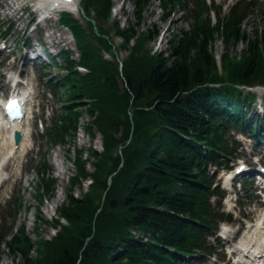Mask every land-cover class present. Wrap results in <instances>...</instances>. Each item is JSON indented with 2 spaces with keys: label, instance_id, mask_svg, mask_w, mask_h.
I'll list each match as a JSON object with an SVG mask.
<instances>
[{
  "label": "trees",
  "instance_id": "trees-1",
  "mask_svg": "<svg viewBox=\"0 0 264 264\" xmlns=\"http://www.w3.org/2000/svg\"><path fill=\"white\" fill-rule=\"evenodd\" d=\"M132 1L136 22H114L128 50L122 62L121 48L101 22L110 16L112 0L82 1L92 29L87 40L79 20L63 18L76 34L80 63L89 71H78L77 61L67 54L69 105L51 135L55 142L76 138L81 108L93 117L91 136L103 135L104 150L77 148L73 184L84 187L88 179L92 184L82 196L71 192L59 208L67 222L39 215L59 232L38 241V257L32 255L26 225L7 241L11 253L22 254L20 264H181L183 254L208 248L204 234L223 218L211 202V196L223 192L212 188L208 163L221 164L219 158L232 152L227 127L248 122L242 107L253 94L239 85L264 83V28L255 27L249 36L242 28L248 4H236L224 16L217 12L213 23L200 1L190 27L170 37L165 50L153 51L149 43L155 33L140 27L151 0ZM159 2L165 14L181 5V0ZM220 38L228 49L246 42L239 56L224 52L221 68L213 52ZM105 51L115 60L106 59ZM44 167L43 175L48 164ZM42 179V196L52 195L55 178ZM3 239L0 235V244Z\"/></svg>",
  "mask_w": 264,
  "mask_h": 264
},
{
  "label": "rangeland",
  "instance_id": "rangeland-1",
  "mask_svg": "<svg viewBox=\"0 0 264 264\" xmlns=\"http://www.w3.org/2000/svg\"><path fill=\"white\" fill-rule=\"evenodd\" d=\"M195 1L196 0H185L186 5L184 9L175 8L165 17L162 15V10L156 0H152V2L146 7L142 14L141 25L143 29L152 30V34L153 32L156 33L155 38L151 42L155 51L164 50L167 47V41L170 37L174 34L178 35L183 29L189 28L192 21L191 16L189 15L186 17L185 15L188 14L189 7H192ZM234 1L235 0H210L211 3L209 4L211 6L215 3L216 5L222 4L223 11L226 12L229 4H232ZM112 4L113 6L110 16L107 20L101 22L104 24V29L110 32L111 40L115 43L117 48H123L119 53L120 56L123 57L127 54V50L124 49L122 45L123 38L118 36L114 31V22L117 20L121 26L128 24L133 25L136 20L134 15L135 6L132 0H112ZM8 5L9 2L7 0H0V33H5L4 31H7L9 27H12L8 34L5 33V40L11 44L9 49L14 51L20 49L22 51V48H19V46L21 44L24 45L27 38H30L33 45V42H37L36 38L38 39L39 37L37 31L34 30L33 27H27L33 16H28V14H26L21 17L20 14H15L14 10L8 8ZM68 13L73 16V18L79 20V23H81L85 29V35L83 38L85 40H87V38L89 39L88 35L91 34L92 29L82 16L81 11L80 13L78 12V14L73 12ZM53 15V18L48 19V22H46V26L51 28L52 32H55L58 38L64 40L62 43V49H71L73 52L72 59L75 58L76 60H80L81 53L76 36H74L72 30H69L67 26L63 25V20L61 23L59 12ZM242 27L247 31L248 36L253 34L255 27L260 29L264 28V0H255L251 12L242 23ZM0 38H2V34H0ZM245 48V41H239L228 49L223 42L219 40L214 45L213 51L220 63V55L224 53L225 50L228 51L227 53L230 56H238ZM60 50L61 49L56 48L57 52ZM13 53L14 52H12V54ZM103 55L108 60H115L113 59L112 54L107 51L103 52ZM61 56H59V62H56L55 65L50 63H30L29 65H24L21 63V59H18V61L14 63V58L11 57L7 50L4 52L0 51V86L3 89V93H7L8 91V75L10 77L14 72H22L24 68L26 71L24 74V81L30 85L29 87L32 93L37 97L35 102L39 104L38 107H40L37 108V112H35L34 115H36V119L43 118L44 121V126H42L40 120H38L39 122H31L30 130L32 131V142L34 143H31L30 141V151L27 154H23L19 158V161L8 167L7 175L10 176V178L0 188V230H2L1 223H4V226L6 225L5 228L8 229L7 231L10 232L11 226L15 225L16 228L20 226L21 223L26 222L27 232L35 243L36 250L35 252L33 251L34 255H37L38 241L42 238H51L56 232V228L51 224L42 223L41 219H39V215L46 220H54L58 213L57 210L68 201V196L71 192H75L77 196H82L86 190L89 189L88 183L84 185V187H75L72 181V177H75L78 174V167L76 164L77 147L81 149L84 148L86 149L85 151L92 147H98L99 149L103 148V136L99 134L100 138L95 139L86 128L93 120L91 114L86 110H83L81 128L77 137L74 140L69 138L68 144H54L48 134V129L53 126V121L59 118L60 115L62 116L64 108L67 106L61 99L68 89L61 82L68 73L64 69L57 68L65 63V59ZM45 66H48V68H46L48 73H46L44 69ZM40 70H42V77ZM88 71L89 70H86L85 68L83 69V73ZM51 79L56 80V82L58 81L57 88L54 89L51 87L49 84ZM259 87H261V89H256L259 93V98L255 101L254 108H252L249 118L252 122H258L256 123L258 126H262V123L256 121L253 116L258 109L257 103L259 104L264 101V86ZM260 110L263 113L261 114V120L264 122V111L262 108ZM263 127L264 126L261 128ZM229 129L236 134V138L240 142L237 144L238 148L235 151L236 155H243L251 162H254L253 154H258L262 160L264 159L263 142L254 138L248 132H242L240 128H237L234 125ZM262 131L254 132V134H261ZM227 141L231 143L230 138H227ZM231 144L235 145L233 142ZM70 149H72V153L70 152ZM233 159V155H229L228 163L231 166L236 165V161ZM44 161L49 162L52 167V174L54 178H56V190L46 199L42 197L40 176L36 171V167L40 166ZM209 168L213 171L216 166L209 164ZM90 170H94L93 166H90ZM223 173L221 168L218 174V180L222 185L224 183ZM250 187L251 184L248 182H245L242 187H240V184L238 183L234 191H227V197L223 199L222 203L217 201V197H213L214 202L217 203L216 205L214 204L216 208H222L223 210L229 209L228 211L231 210L234 212L233 221H220L217 226L210 228V230L215 233L213 237H208V240L216 247L214 258H225L228 260L229 255L226 254L228 252H226V246L238 242V232H240L249 221L254 223L258 218L259 211L262 209L258 206L257 196L253 195ZM15 197L21 198L24 202V207L16 216L12 215L15 205ZM220 225H229L228 227L232 229L229 233L231 242L222 239L218 235ZM248 232H250V230H248ZM6 238L8 239V237ZM206 258H204L206 264L214 263L213 259ZM0 259L2 261L0 264H13L17 263L15 261H20L19 256L16 257L14 254H11L8 245L5 242L1 245Z\"/></svg>",
  "mask_w": 264,
  "mask_h": 264
},
{
  "label": "bare ground",
  "instance_id": "bare-ground-1",
  "mask_svg": "<svg viewBox=\"0 0 264 264\" xmlns=\"http://www.w3.org/2000/svg\"><path fill=\"white\" fill-rule=\"evenodd\" d=\"M41 1L44 4L50 5L54 9L57 8L56 10L63 9V10L71 11L76 14H78L79 12L80 0H41ZM2 120L0 121V126L4 128L0 130V140H1L0 142L2 146V152L7 154L9 152H12L13 150H15V152L21 151L29 141L24 123L17 121L13 123L14 126L12 128L5 129L6 121L3 118ZM16 129H20L24 132V138L20 146H16L13 142L14 141L13 133ZM252 227H253L252 236H250V238L249 236H246V238H248L247 243H242V247H240L239 250L241 252H243V250L250 252L251 256L254 255V257H257V259L259 260V264L260 261L261 264H264V257H262V255H264V212H262V215L259 217V220ZM249 259H251V257H249ZM245 260H248V258H245Z\"/></svg>",
  "mask_w": 264,
  "mask_h": 264
},
{
  "label": "snow or ice",
  "instance_id": "snow-or-ice-1",
  "mask_svg": "<svg viewBox=\"0 0 264 264\" xmlns=\"http://www.w3.org/2000/svg\"><path fill=\"white\" fill-rule=\"evenodd\" d=\"M8 109L10 112H18L19 111V104L18 101L16 100H12L9 104H8Z\"/></svg>",
  "mask_w": 264,
  "mask_h": 264
}]
</instances>
